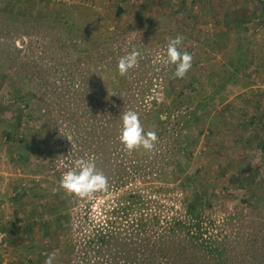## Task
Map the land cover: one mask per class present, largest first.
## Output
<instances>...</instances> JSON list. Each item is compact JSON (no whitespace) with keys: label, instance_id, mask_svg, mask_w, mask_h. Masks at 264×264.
Returning <instances> with one entry per match:
<instances>
[{"label":"rangeland","instance_id":"374dc122","mask_svg":"<svg viewBox=\"0 0 264 264\" xmlns=\"http://www.w3.org/2000/svg\"><path fill=\"white\" fill-rule=\"evenodd\" d=\"M66 20L70 28L62 26ZM83 32L99 37L101 42L87 44L95 47L97 58L110 50L126 55L138 51L135 69L154 75L153 83L160 81L151 95L165 98L166 85L176 82L183 104L176 101L170 111L178 144L188 145L192 154L189 172L177 182L197 170L201 178H218L222 163L225 172L209 191H228L221 211L234 212L239 202L242 260L250 262V232L256 235L254 247L264 246V196L257 191L264 184V0H0V233L7 232L0 241V264H44L47 254H54L53 264H63L50 247L47 228L39 230L35 224L36 181L47 173L37 165L46 170L53 148L44 144L48 129L38 114L41 97L34 93L47 85L44 71L55 52L65 48L67 38ZM177 35L183 37L180 50L193 57L192 67L183 79L173 74L167 79L175 66L161 57ZM105 64L102 60L98 66ZM40 72L44 77L37 86ZM204 103L210 107L207 113L201 112ZM192 112V124L187 123L191 132L186 127L179 132L188 120L185 114ZM55 153L53 158L59 159ZM234 172L253 183L231 186Z\"/></svg>","mask_w":264,"mask_h":264},{"label":"trees","instance_id":"16d2710c","mask_svg":"<svg viewBox=\"0 0 264 264\" xmlns=\"http://www.w3.org/2000/svg\"><path fill=\"white\" fill-rule=\"evenodd\" d=\"M121 13L118 7L116 15ZM62 26L71 27L67 20ZM90 35L83 32L64 41L68 42L65 48L55 52L46 66L48 72L44 71L49 76L47 85L34 93V98L41 97L38 114L46 119L48 129L44 144L51 143L53 148L46 170L37 165L39 172H47L45 179L36 181L37 228H47L50 247L63 264H243V209L238 202L234 212L221 211L222 195L228 191H209L225 172L222 163L218 164V178H201L197 170L177 182L189 172L192 154L188 145L178 144L170 111L176 109V101L183 104L176 82L164 88L169 99L165 105V98L150 94L160 84L152 82L156 81L154 75L147 77V72L134 68L120 76L115 58L126 52H100L97 58L95 47L87 44L101 41ZM64 54L65 60L61 58ZM102 60L106 64L98 66ZM173 73L169 71L167 79ZM133 74L136 77L131 78ZM209 109L204 103L201 112ZM128 110L139 114L145 132H156L153 151L140 149L129 154L119 143L121 117ZM193 115L185 114L188 120L179 132L185 127L191 132L188 124ZM4 138L11 139L8 134ZM54 151L59 159L53 158ZM88 157L95 159L97 169L107 177L108 189L84 199L66 194L59 188L61 176L76 159ZM18 158L22 160V155ZM253 180L239 178L234 172L229 184L249 186ZM257 191L263 198L264 184ZM240 203L251 207L246 201ZM253 233L250 247L254 255L247 264H264V246L254 247Z\"/></svg>","mask_w":264,"mask_h":264},{"label":"clouds","instance_id":"9594fccd","mask_svg":"<svg viewBox=\"0 0 264 264\" xmlns=\"http://www.w3.org/2000/svg\"><path fill=\"white\" fill-rule=\"evenodd\" d=\"M183 40L177 35L170 38L165 54L161 57L164 64L175 66L173 73L175 78L183 79L192 67L193 57L187 51H181L179 46ZM140 53L133 50L122 56L117 62V72L125 76L129 70L138 67ZM121 128L117 137L124 150L131 154L133 151L143 149L146 152L154 150L158 141L155 131L145 132L141 124L139 114L136 111L128 110L121 117ZM59 188L66 194L84 199L96 192L108 189V179L99 171L93 157L80 158L74 161V166L67 170L60 178ZM54 254H47L44 264H53Z\"/></svg>","mask_w":264,"mask_h":264},{"label":"built area","instance_id":"2783aa9c","mask_svg":"<svg viewBox=\"0 0 264 264\" xmlns=\"http://www.w3.org/2000/svg\"><path fill=\"white\" fill-rule=\"evenodd\" d=\"M5 233H0V241L3 239V238H5Z\"/></svg>","mask_w":264,"mask_h":264}]
</instances>
